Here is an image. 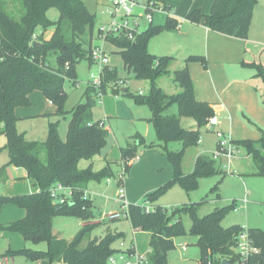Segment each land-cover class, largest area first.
Returning a JSON list of instances; mask_svg holds the SVG:
<instances>
[{"label":"trees","instance_id":"16d2710c","mask_svg":"<svg viewBox=\"0 0 264 264\" xmlns=\"http://www.w3.org/2000/svg\"><path fill=\"white\" fill-rule=\"evenodd\" d=\"M256 3L257 0H213L207 14L196 8L185 18L196 23L203 21L211 31L245 38ZM51 7L57 9L58 19L54 22L53 32L46 38L44 32L51 25L47 11ZM64 21L68 23L66 28ZM94 24L95 13L88 9L83 0H0V123L6 137L3 149L8 156L6 165L23 168L35 188L34 192L28 194L0 195V209L5 204H13L25 211L22 218L0 224V230L17 233L25 241L46 243L45 250L25 246L18 250L8 249L4 253L12 257L21 256L32 264H109L108 258L116 251L114 242L122 237V233L115 229L108 230L102 236H91L96 227L104 222L94 216L90 199H83L82 193L87 190L88 181L103 177L108 173V167L101 171L78 167L80 159H91L105 145L107 129L92 118L95 105L93 95L98 97L99 93H106L109 84L120 78L116 68H104L99 90L87 85L83 101L69 111L65 138L61 139L58 132L60 117L67 112L63 108V84L66 77L75 83L79 60L86 58L91 63ZM175 26L174 18L168 16L164 25L148 26L133 40L125 36L106 37V41L116 48L115 52L119 54L123 67L135 78L149 81V92L133 94L132 98L135 103L149 109L148 121L157 139L165 145L170 141L181 143L179 151L167 150L173 176L146 194V201L151 203L160 193L174 185L190 192L197 188L199 178L212 176L219 171L215 161L203 155L196 156L192 171L184 173L181 170L184 150L198 143L200 130L208 118L214 115V110L211 104L196 100L186 66L172 74L174 83L180 88L177 93L168 94L157 84L160 77L170 73L172 57L150 54L148 41L158 32ZM86 33L88 38H82ZM33 35H36L35 39ZM51 56L56 61L55 67L49 64ZM190 60L205 63L202 56H190L186 61ZM258 70L262 72V68L258 67ZM124 88V92H121L122 87L112 88L111 92L114 95L126 94L128 88ZM32 90L41 91L50 102L57 104L56 119L48 122L43 141L27 140L16 129L14 110L29 105L28 94ZM172 105L176 106L177 115L164 114ZM181 116L192 118L196 126L183 127ZM132 139L133 142H127L121 149L125 174H128L132 165L126 160L138 155L136 151L139 145H145L138 133L131 136ZM232 141L251 158L255 173L264 176V134L258 140ZM0 175L5 178L4 167L0 168ZM56 183L74 189L71 202L59 205L52 203L49 189ZM200 203H184L170 210L158 204L147 210L144 202L128 203L125 218L132 229L149 233V251L146 256L149 264H165L168 252L176 248L175 238L187 234L195 237V245L199 248L198 264H221L223 260H235V238L241 226L221 225L234 204L215 207L199 217L196 209ZM183 213L190 216L188 230L181 219ZM55 216L78 217L84 223L72 239L66 240L52 232ZM248 233L259 248L250 262L264 264V230L248 228Z\"/></svg>","mask_w":264,"mask_h":264},{"label":"rangeland","instance_id":"374dc122","mask_svg":"<svg viewBox=\"0 0 264 264\" xmlns=\"http://www.w3.org/2000/svg\"><path fill=\"white\" fill-rule=\"evenodd\" d=\"M83 2L89 9L95 12L92 44L102 43L103 49L109 55L110 64L115 65L118 75L125 77L128 85L126 94L119 93L118 95H114L108 88L106 93L98 95V97L93 95L95 98V105L92 108V118L94 121L102 123L103 127L107 129L106 142L100 153L94 155L91 159H80L78 162V167L80 169L90 167L93 171H101L108 167L107 174L99 179H90L87 184L88 189H90L91 209L95 213V217L99 218L101 222H104L96 227L91 236H102L108 230H113L114 228H116L118 232H121L122 237L114 242L116 251L113 253V257L118 259L121 250H123L119 245L120 241L127 244L130 239L129 234L132 233L129 221L125 217L116 220H107L103 215L113 212L123 214L125 211L121 206L122 198L118 197L117 192L119 187L124 189L123 183L119 185L113 176H117L121 171L120 164L118 163L119 161L117 160L119 158V147L126 145L124 142L128 137L127 141L133 142L134 140H131V136L138 133L143 137L145 144L137 148L136 152L138 155L147 156L150 154L157 157L161 155L167 158V150L179 151L181 149V143L180 141H170L165 145L162 141L157 139L152 124L146 120L142 121L143 117L149 115V109L144 105L135 103L132 95L138 93L139 90L147 94L150 89L149 81L147 79L135 78L131 72L128 73L124 71L122 60L119 54L115 52L116 48L107 41L102 42L98 39V28L101 24H105L109 21V15L104 11V6L102 7L100 4H97V0H83ZM260 6H264V0H257L255 8L257 9ZM47 16L51 25L44 32V37L46 38L51 35L55 28L54 22L58 19L57 9L55 7L49 8ZM66 27H68V23L64 21V28ZM160 33L161 32H158L149 39V53H155L154 55L156 56H168L165 53L160 54L159 51L162 50L161 48H163L164 44H167L173 39L171 40L168 35H160ZM81 37L87 39L88 33ZM49 64L52 67L56 66V61L53 56L49 58ZM170 68V73L160 77L157 83L164 92L173 94L177 92L175 90L174 85L176 84L173 81L172 74L175 70L179 69L178 64L172 65ZM94 69H96V66H93L88 59L83 58L76 64L75 83L73 79L69 77L65 78L62 91L64 93L63 108L67 112L63 117H60V130L64 131L66 129V119L70 117L69 111L79 102L83 101V93L87 90V81L90 79V73L93 72ZM179 90L180 88L178 87V91ZM28 97L29 105L19 106L24 114H22V118L17 121L16 129L20 133L23 132L28 139L43 140L46 136L49 119H56L51 113L55 114L57 104L55 102H50V100L38 90H32L28 94ZM215 112L214 109V115L217 117ZM164 114L177 115L175 105L169 107ZM133 117H141V119H139V125L134 123L132 120ZM180 123L183 127L196 126L194 120L189 117L181 116ZM206 129L207 126L201 128L199 140L196 145L189 146L184 150L181 159L182 172L187 169L188 172L192 171L193 160L197 154L213 160L212 155L216 149L217 138L213 131H207ZM5 142L6 137L2 132V126H0V168L4 167V169L9 172L11 166L6 165L8 156L6 150L3 149ZM166 161L169 164L167 159ZM214 161L216 167L219 169L218 173L212 176L199 178L196 189L185 192L179 185H175L160 193L156 200L163 201V203H165L164 207L168 210L184 203L201 202L196 209V213L199 217L211 212L215 207L234 204V207L227 212L221 221L223 227L237 224L247 228H260L264 230V176L255 173V166L251 158L241 148L239 156L231 160V168L235 170L234 173L223 171L221 169L222 161L220 159ZM134 166L135 165L129 170L133 173L134 181H143L147 186L156 184L158 185L157 188L160 184L158 182L159 177H162L164 174L163 170L165 171L167 168L166 165L164 166L165 169L162 168V165L156 166L153 160L149 164L143 165V167L139 169L140 171L134 169ZM188 172L185 171L184 173ZM126 174L125 177L127 176ZM107 176L110 177V181L106 180ZM20 180L21 179L17 180L14 177L5 180V178L0 175V195H18L9 193L17 190V186L19 187L22 184L19 183ZM13 182L17 183L13 186ZM163 184L164 183H162V185ZM243 198H245L246 202H243V204L246 205L242 206L241 202ZM141 201L142 200H140V203ZM1 210L3 209H0V211ZM181 219L186 230H188L191 224L190 216L183 213ZM75 222H77V217L61 216L55 220V228L61 230L65 239L70 240L78 229ZM2 231L11 234V231L0 230V232ZM24 242L26 247L37 250L46 249L45 242L33 243L25 240ZM180 244H185L186 251L182 250ZM175 245L176 248L168 252L165 264H197L199 248L195 245L194 236L187 234L177 237L175 238ZM7 248L8 241L0 235V253H3ZM148 251L143 255L140 254L144 258L143 264H149L146 258ZM13 259L14 262L11 264H32L21 256H13ZM118 264L122 263L119 261Z\"/></svg>","mask_w":264,"mask_h":264},{"label":"crops","instance_id":"0c3cea01","mask_svg":"<svg viewBox=\"0 0 264 264\" xmlns=\"http://www.w3.org/2000/svg\"><path fill=\"white\" fill-rule=\"evenodd\" d=\"M212 1L213 0H162V2L169 5L172 9V17L176 22V26L165 29L160 33V35H168L171 40H173L164 44L159 53H165L172 57L169 66L170 71L172 65L178 64L179 69L186 66L193 82L196 100L207 102L212 105L213 110L215 109L218 123L206 129L207 131L214 132L220 130L224 132V134H228L232 140H258L261 134H264V6H260L257 9L254 7L246 37L238 38L211 31L204 25L203 21L196 23L185 18L191 10L196 8H199L203 14H207L210 11ZM89 10L94 12L91 9ZM167 20L168 14L166 12H155L153 26H162ZM147 49L149 51V45H147ZM190 56H202L205 59V63L199 60L186 61ZM110 66L116 68L114 64H110ZM258 67L262 68V72L258 70ZM124 71L129 73L126 68H124ZM120 77L126 79L125 77ZM127 86L126 84L124 87ZM174 86L177 92L178 86ZM139 92L144 94L142 90H139L138 93ZM14 112L17 121L22 118V114H24L23 110L19 107H16ZM51 115L55 116L54 113H51ZM149 117L150 111L149 115L143 117L142 121L146 120L149 122ZM139 119H141V117L132 118L137 125L140 124ZM52 120L53 119H49V121ZM67 123L68 118L66 119V128ZM58 132L61 139L63 137L65 138L66 129L62 131L60 130V126H58ZM25 138L27 140H36L32 138L28 139L26 136ZM127 139H125L124 143L128 142ZM140 146L141 145H139L138 148ZM123 147L124 146L119 147V158L117 159L119 164L121 163V149ZM166 159V157L164 158V156L161 155L158 157L150 154L147 156L138 155V159L132 163L131 167L135 165L134 169L140 171L139 169H141L143 165L149 164L152 160L155 162L156 166L162 165L164 169L166 165L167 168L165 171L163 170L164 174L162 177H159L158 180L160 186L162 183L169 181L173 176V170ZM10 166L11 170L9 172L4 169L5 180L14 177L17 180L21 179L19 183L22 184L19 187L17 186L15 192H10L9 194L19 195L34 192L35 188L32 181L26 177V171L23 168H18L13 165ZM185 171L188 172V169ZM234 172L235 170H233V173ZM133 178V173L129 171L123 180L125 198L128 203H140V200H142L141 203L144 202L146 206L150 208L155 204L161 206L165 205L161 200H155L151 203L145 199L146 194L150 192V190L156 189L158 185L147 186L145 182L134 181ZM16 183L13 182L12 185L14 186ZM86 188L90 199V189H88V185ZM244 199L245 198H243V200ZM243 200L241 202L242 206L246 205L243 204ZM1 209L3 210L0 211V224L14 222L25 215L24 209L16 205L14 206L13 204H5ZM93 214L95 213L93 212ZM58 217L61 216H55L53 218L52 232L55 236L65 239L61 230L55 228V220L58 219ZM83 223L84 222L77 217V222H75V224L78 229L76 232ZM130 228L132 233L129 234V242L125 245H132L136 253L145 254V252L149 250V233L133 230L131 225ZM114 229L117 230L116 228ZM0 235L8 241V248L3 251V253H0V256L8 249L18 250L25 247V242L19 234L14 232L9 234L2 231ZM183 251H186V249Z\"/></svg>","mask_w":264,"mask_h":264},{"label":"built area","instance_id":"2783aa9c","mask_svg":"<svg viewBox=\"0 0 264 264\" xmlns=\"http://www.w3.org/2000/svg\"><path fill=\"white\" fill-rule=\"evenodd\" d=\"M97 4H100L104 11L109 15V21L105 24H101L98 28L97 37L100 41L106 42L107 36H125L130 40L140 34L148 26L154 24V14L158 11H163L168 16H173L171 8H166V4L162 0H97ZM36 35H33L35 39ZM91 64L96 66L93 72L90 73V79L87 81V85L99 90L102 84V78L104 75V68L110 66L109 55L103 49L102 43L95 44L91 48L90 52ZM127 84V80L124 78H118L116 81L109 84V89L124 87ZM142 94V92H139ZM101 95V93H99ZM218 119L215 115L208 118L207 129L216 125ZM101 125H103L101 123ZM0 126L2 124L0 123ZM217 138L216 149L213 152V160L220 159L222 161L221 169L227 173H233L231 168V160L239 156L241 147L237 146L228 134L220 130L214 131ZM138 159V155L126 160V163H133ZM124 163H121V171L115 178V181L121 185L125 178ZM110 181V179H106ZM74 189L70 186H65L60 183L54 184L49 189V194L52 199V203L59 205L73 200ZM118 197L122 198V208L125 209L124 213L113 212L103 215L107 220H116L121 217H126V211L128 202L125 198L124 189L118 188ZM83 199H88L89 195L87 190L82 193ZM245 202V199L243 200ZM147 210L151 208L146 206ZM235 253L236 258L234 261L227 264H252L250 259L259 251V248L250 238L248 228L241 226L236 234ZM119 245L123 248L121 250L118 259L111 255L108 258L109 264H118L120 261L122 264H143L144 258L142 255L135 252L132 245L125 246L123 241H120ZM182 250L186 249L185 244H180ZM13 258L10 255L3 254L0 256V264H11ZM222 263V262H221Z\"/></svg>","mask_w":264,"mask_h":264},{"label":"water","instance_id":"95a60500","mask_svg":"<svg viewBox=\"0 0 264 264\" xmlns=\"http://www.w3.org/2000/svg\"><path fill=\"white\" fill-rule=\"evenodd\" d=\"M124 91H125V88H122V89H121V92H124ZM227 263H228L227 260H223L221 264H227Z\"/></svg>","mask_w":264,"mask_h":264}]
</instances>
